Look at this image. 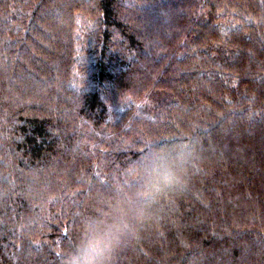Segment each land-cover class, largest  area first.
Listing matches in <instances>:
<instances>
[{
	"label": "trees",
	"instance_id": "trees-1",
	"mask_svg": "<svg viewBox=\"0 0 264 264\" xmlns=\"http://www.w3.org/2000/svg\"><path fill=\"white\" fill-rule=\"evenodd\" d=\"M117 211L109 264H264V0H0V264Z\"/></svg>",
	"mask_w": 264,
	"mask_h": 264
},
{
	"label": "clouds",
	"instance_id": "clouds-1",
	"mask_svg": "<svg viewBox=\"0 0 264 264\" xmlns=\"http://www.w3.org/2000/svg\"><path fill=\"white\" fill-rule=\"evenodd\" d=\"M144 177L154 190L171 187L177 181L173 162L165 155H156L144 166ZM131 227L117 211L109 222L103 216L85 225L75 248L68 253L66 264H109L118 238Z\"/></svg>",
	"mask_w": 264,
	"mask_h": 264
}]
</instances>
